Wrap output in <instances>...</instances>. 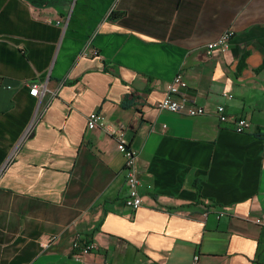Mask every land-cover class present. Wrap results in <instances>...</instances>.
Instances as JSON below:
<instances>
[{"label": "crops", "instance_id": "1", "mask_svg": "<svg viewBox=\"0 0 264 264\" xmlns=\"http://www.w3.org/2000/svg\"><path fill=\"white\" fill-rule=\"evenodd\" d=\"M263 63L264 0H0V119L21 126L0 166V264H264ZM178 72L202 115L159 109ZM25 82L63 85L34 98ZM90 113L136 153V211ZM77 238L93 245L79 258Z\"/></svg>", "mask_w": 264, "mask_h": 264}, {"label": "built area", "instance_id": "2", "mask_svg": "<svg viewBox=\"0 0 264 264\" xmlns=\"http://www.w3.org/2000/svg\"><path fill=\"white\" fill-rule=\"evenodd\" d=\"M117 1V0H116ZM116 9V4L112 6L109 10L108 15L112 14ZM233 32L231 30H226L217 40L207 44V53L211 54V51L217 48L222 50H227L232 39ZM89 47V46H88ZM98 56V52L95 49L90 51L82 52L83 56ZM22 87L29 89V95L34 98H39L42 93L49 92L51 94V99H54L58 93L59 88L63 85L61 83L57 89L50 91L46 84L44 83H29L25 82L21 84ZM187 83L181 72H178L170 84L167 87L166 94L162 101L159 103L158 107L161 110L168 111L170 113H184L187 116L194 117L199 116L204 113L203 108L198 107L195 103L194 98L189 97L186 94ZM229 99L231 96H227ZM217 115L220 122H226L227 118L224 115V106H217ZM87 128L89 130L102 129L108 133L116 142V149L119 153L124 156V179L127 187V194L123 200V204L131 209L132 211L138 210L142 205V200L138 192V187L140 182L138 180L137 174L138 170L135 165L136 153L129 147L127 142L123 137V127H112L106 125L104 117L99 113H90L87 117L86 122ZM32 124L26 130V133L30 132ZM249 127V124L244 119H238L234 123V130L236 133H244ZM166 126H162L164 131ZM6 167V166H5ZM3 166L2 170L5 168ZM1 173V172H0ZM72 248L77 251V258L80 255L88 254L92 251L93 245L90 243H83L81 239L77 238L72 242ZM108 264V263H104ZM192 264H198V256H194Z\"/></svg>", "mask_w": 264, "mask_h": 264}, {"label": "trees", "instance_id": "3", "mask_svg": "<svg viewBox=\"0 0 264 264\" xmlns=\"http://www.w3.org/2000/svg\"><path fill=\"white\" fill-rule=\"evenodd\" d=\"M110 20H117L120 18V14H110ZM248 56V54H244L242 58L239 61L238 64V72H241L245 67V59ZM264 68V63L262 67ZM132 98L131 96H126L122 102L121 106L122 108H128L132 106L131 102ZM20 121L18 119H14L11 116L6 115L4 118L0 119V166L5 160L9 149L12 147L13 143L15 142V139L18 136V133L20 131L21 126L18 124ZM262 137L264 140V135H259ZM85 244L87 243L86 241L84 242Z\"/></svg>", "mask_w": 264, "mask_h": 264}, {"label": "rangeland", "instance_id": "4", "mask_svg": "<svg viewBox=\"0 0 264 264\" xmlns=\"http://www.w3.org/2000/svg\"><path fill=\"white\" fill-rule=\"evenodd\" d=\"M11 157H12V155L9 157V159H11ZM8 166H9V163H8V165L4 168V170L7 169Z\"/></svg>", "mask_w": 264, "mask_h": 264}, {"label": "bare ground", "instance_id": "5", "mask_svg": "<svg viewBox=\"0 0 264 264\" xmlns=\"http://www.w3.org/2000/svg\"><path fill=\"white\" fill-rule=\"evenodd\" d=\"M4 167H5V165H4Z\"/></svg>", "mask_w": 264, "mask_h": 264}]
</instances>
